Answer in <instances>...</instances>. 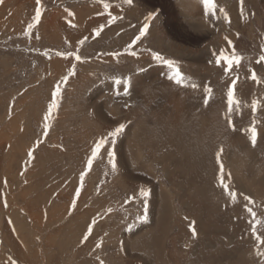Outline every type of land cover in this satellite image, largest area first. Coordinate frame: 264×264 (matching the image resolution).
Returning <instances> with one entry per match:
<instances>
[{
	"label": "rangeland",
	"instance_id": "obj_1",
	"mask_svg": "<svg viewBox=\"0 0 264 264\" xmlns=\"http://www.w3.org/2000/svg\"><path fill=\"white\" fill-rule=\"evenodd\" d=\"M107 2L110 11L118 12L113 15L121 17L115 23L109 22L99 0H42L45 11L31 35L27 25L34 17L35 0L0 4V264H264V257L256 254L246 209L247 205L256 212L257 232L264 237V62L257 63L264 54L263 3L246 0L248 18L240 31L233 28V47L244 59L227 73L226 62L215 63L222 51V13L218 12V20H202V29L213 32L199 42L194 31L186 34L170 20L168 0ZM197 2L190 11L204 13ZM217 4L222 7L219 0ZM153 11L158 15L147 35L133 45L131 51L137 55L132 56L125 49ZM69 20L77 27H71ZM101 25L105 27L97 36L94 30ZM84 37L88 39L81 44ZM157 51L180 69L186 67L181 69L187 78L185 90L167 84L164 75L167 83L154 90L151 73L157 76L154 69L168 68L153 60L151 52ZM114 52L121 55H109ZM58 53H75L81 60ZM73 65L75 74L61 83ZM252 71L261 83L251 79ZM237 75L241 105L234 106L231 114L233 128L226 119V93ZM115 77L131 78L127 94L123 85L114 84ZM58 83L59 106L45 135L44 116ZM193 83L198 87L192 88ZM208 88L212 97L205 106ZM96 90L106 93L99 104L108 106L101 112L109 123L97 113V98L92 97ZM133 93L141 94L134 98ZM254 99L260 102L255 112ZM180 110L186 114L177 124L179 135L168 143L169 135L160 128H172ZM254 120L255 145L246 131ZM121 123L125 130L138 126L134 140L120 148L124 130L114 145L101 150L89 170L95 143ZM155 125L158 130L146 128ZM195 127L197 148L191 150L188 141ZM169 147L176 150L178 160L166 157L164 149ZM108 150L115 152V170ZM234 159L242 162L246 174L240 181L231 171ZM221 163L225 181L237 193L235 202L220 186ZM125 169L131 175L125 176ZM82 172L87 175L81 187ZM152 185L166 193L162 212L154 206ZM141 189L150 192L147 221L138 219L145 214ZM245 196L255 203L248 204ZM192 221L195 238L189 228ZM89 227L91 235L84 241ZM259 247L264 251V245Z\"/></svg>",
	"mask_w": 264,
	"mask_h": 264
},
{
	"label": "snow or ice",
	"instance_id": "obj_2",
	"mask_svg": "<svg viewBox=\"0 0 264 264\" xmlns=\"http://www.w3.org/2000/svg\"><path fill=\"white\" fill-rule=\"evenodd\" d=\"M35 2H36L37 7L35 9L33 20L31 23H29L27 25V33L29 35L32 34L33 28L36 27V25L40 23L42 13L45 11L43 4H42V0H35ZM2 3H3V0H0V4H2ZM99 3L102 4L103 9L107 13L110 23H115L116 20L121 19V17H119L117 15H113V13L110 11V9H111V3L110 2H107V0H99ZM124 3H126L128 5H132L133 0H124ZM200 3L203 6L205 16L214 17L218 20V19H220V16L218 15V12H219V13L223 14L224 21H226L229 24L231 23V18L229 16V13L225 10V8L220 7L217 4V0H200ZM239 5H240V14L242 16H244L245 0H239ZM65 11L67 12V15L69 17L75 16V13L68 11L67 9ZM100 14L103 15L104 13H100ZM157 15H158V13L153 11L145 17L146 22L144 23L143 28L139 31V35H137L135 37V39L132 41V43L129 44L128 48L125 49V52H128L132 56L137 55V53L135 51H131V49H132L133 45H135L138 41L141 40L142 37H145L147 35L150 23L156 19ZM244 18L247 19L248 17L244 16ZM69 24L73 28L77 27V25L72 23L71 20H69ZM104 27H105V25H101V26L97 27L94 30L95 34L97 36H99L100 33L103 31ZM237 35H239V34L237 33ZM87 39H88V37H84V39L81 40L80 43L84 44ZM225 39L227 40V37H225ZM228 43L231 44L232 42L229 40ZM149 51H151V50H149ZM58 55H68V56L75 55V59L77 61L81 60L80 55L75 54V53H67V54L58 53ZM109 55L119 57L121 55V53L114 52V53H110ZM151 56H152L153 60L160 62L161 64L166 65L171 70L172 74L169 76L170 80L174 81L177 85H185V81L187 78L182 73V71H181V69H180V67L176 61H174L172 59L165 58V56L162 55L158 51L157 52H151ZM243 59H244V57L241 56L240 54H238L236 52L235 48L233 47L230 54H227L225 51L222 50L219 53V55L217 56L215 63L217 65L223 66L221 64V62L222 61L226 62V67H224V71L227 73H232L234 65L236 67H239ZM260 62H264V54L260 55L259 60L257 61V63H260ZM74 74H75V65H73L72 69L69 70L68 75L63 77L61 83L67 82L69 77L74 75ZM251 79L256 81L257 83L262 82L260 80V78L257 76L255 71H252ZM113 80H114L115 85H117V86L123 85L124 86V88H123L124 93L127 94L128 87H130V85H131V78L130 77H128V78L115 77V78H113ZM237 80H239L238 75L235 76V78L232 80L231 86L228 88L227 93H226V96H227L226 119L228 120V123L230 125H232L231 114L233 113L234 106L236 109H239L240 105H241V101L236 96V82H237ZM190 86L192 88L198 87L196 84H191ZM206 91H207V96L203 101L205 106L208 104L209 99H211V97H212V89L208 88ZM119 94L120 93L118 91L117 95H119ZM60 96H61V87H60V83H58L55 87V91L53 93V98H52L50 106L48 108V112L44 116V120H45V125H44L45 133L44 134L45 135H47V129L50 127V124L48 122L50 121L52 114L54 112H56V110L58 109ZM259 107H260V102L258 100L254 99L252 101V104H251L252 111L255 112ZM255 124H256V121L254 120L251 127L249 129H246V131H250V133H251V141H252L253 145H255V143L257 141V137H258V131H257ZM232 126L234 128V125H232ZM125 127H126V125L121 123L117 127H115L114 130L110 131L107 134V136H102L101 138H99V140L94 145V148H93L92 153H91V158L87 161V167L89 170L92 167L93 161L95 159H97V157L101 153V150L104 149L106 145H109V146L114 145L116 138L124 132ZM222 151H223V149L221 148L220 152L217 153V159L218 160H219V157H220V154L222 153ZM107 154L109 157V163H111L112 168L115 170V168H116L115 152L112 150H108ZM28 156L30 159L34 158L32 150H30L28 152ZM86 175H87V172L81 173V177H80L81 187L83 186L84 176H86ZM230 175L231 174L228 173L229 177H230ZM219 183H220V186L227 192V195L230 197L231 201L235 202L237 200V193L234 190H231L229 183H227L225 181V170H224V166L222 163L220 164ZM79 194L80 193L77 192L76 196L78 197ZM140 195L144 198V212H145V214L142 217H139L138 219H140L142 221H147V218H148L147 217V198L149 197L150 192L148 190L141 189ZM244 199L248 202V204H254L255 203L252 200V198L249 196H245ZM5 206H7L6 203H5ZM72 207L75 208V202H73ZM246 209L252 218L249 221V223H250V225H252L251 232H252V235L254 236V238L257 242L256 254L260 257H264V251H262L261 248L259 247L261 245H264V237L259 235L257 232L256 225L259 223V221L256 219L257 214L255 211H253V209L251 207H247V205H246ZM93 223H95V221H93ZM189 228L191 230L192 236L195 238L197 236V232H196V228H195V221L190 222ZM91 232H92V228L89 227L87 234L83 237L84 241L88 240L89 236L91 235ZM101 264H103V262H101Z\"/></svg>",
	"mask_w": 264,
	"mask_h": 264
},
{
	"label": "bare ground",
	"instance_id": "obj_3",
	"mask_svg": "<svg viewBox=\"0 0 264 264\" xmlns=\"http://www.w3.org/2000/svg\"><path fill=\"white\" fill-rule=\"evenodd\" d=\"M167 1V0H166ZM220 3L222 4V7L225 8V10L229 13V16L231 18V23H227L226 21H223L222 22V28H223V35L222 37L220 38V46L222 48V50L226 51L227 54L231 53V50L233 48V41L235 40L236 38V33L233 31V28H235L236 30H239L240 31V28L243 26V24L245 23V21L247 19L244 18V16H247L248 17V7H247V4H246V0H245V5H244V16H242L240 14V5H239V0H219ZM261 2L263 3V7H264V0H261ZM167 3V2H165ZM197 0H168V3L166 4L167 7L169 8V11H170V14L172 16V18L170 19L171 21H177L178 23V26L180 27V29H183L182 31L186 32V31H194V34L195 36H197V41L201 42L203 40H205L206 38L208 37H211V34H209L208 32H213V29H209L207 31H204L203 26H202V20H205L204 18H206L207 16H205V14L202 12L201 13H197L195 14L194 12L190 11L192 9V7H196L198 4H197ZM95 6V5H94ZM129 7V6H128ZM166 7V8H167ZM201 8V7H200ZM202 10V9H201ZM113 14H116L118 13L115 9H113L111 11ZM132 12V11H131ZM222 15V14H221ZM223 16V15H222ZM76 18L74 19L75 21L78 20V16H75ZM213 18V17H212ZM106 18L105 16L102 17V21H104ZM174 19V20H172ZM92 22H96V19H91ZM179 20H181V23L179 22ZM214 20V19H213ZM142 22V21H141ZM210 22V21H209ZM204 23V22H203ZM206 23V22H205ZM92 24V23H91ZM90 24V25H91ZM103 24V23H102ZM142 24V23H141ZM220 24V23H219ZM143 25V24H142ZM141 26V25H140ZM210 26V25H209ZM232 26V28L230 27ZM205 27V26H204ZM216 29V27H214ZM184 32V33H185ZM187 34V32H186ZM185 34V35H186ZM190 35V34H188ZM225 37H227V40L225 39ZM196 39V38H195ZM231 41L232 43L229 44L228 41ZM160 45V44H159ZM171 50V49H170ZM212 57V56H211ZM208 65V64H207ZM226 67V65H225ZM264 67V66H262ZM186 67L183 66V68L181 69H185ZM215 69V68H214ZM153 71H158V75L157 76H154L152 73H151V79L153 80V85H154V90H157L156 88H158L157 86H163V84L167 83V84H171V85H174L176 84L174 81L170 80L169 79V76L172 74L171 73V70L168 69V68H165V67H157L156 69H154ZM167 74V75H165ZM166 76V81L164 80V76ZM153 77V78H152ZM155 77V78H154ZM194 84V83H193ZM197 84V83H195ZM178 86H181V88H185L187 85H178ZM147 87V86H146ZM145 87V88H146ZM152 87V85H151ZM144 89V91H146ZM147 89V88H146ZM164 89V88H163ZM106 91H110V88L106 86ZM166 89L164 90H160V91H165ZM185 90V89H184ZM108 91V92H109ZM144 91L142 92V94L144 93ZM107 92V94H108ZM103 90H96L93 94H96V95H93L92 97L95 96V98H97L96 100V103H95V106L97 108V113H99L100 116H102L101 118L106 121V122H110L108 121L109 119H107L106 117V114L102 113L101 112V109L103 108H107L106 107V103L104 104H99V101L101 100V98H103V96L106 94H103ZM159 93H162V92H159ZM157 92V94H159ZM141 94V93H140ZM139 94V95H140ZM156 94V95H157ZM164 94V93H162ZM169 94V93H168ZM138 94L135 95L133 93V97L136 98V96H139ZM155 95V93H154ZM144 96V95H143ZM162 96V95H161ZM153 97V96H152ZM163 99V98H162ZM186 99V98H185ZM95 100V99H94ZM177 100H175L176 102ZM92 103V102H91ZM181 103V102H180ZM183 104V103H182ZM94 105V103H93ZM179 105V104H178ZM176 105V106H178ZM184 105V104H183ZM175 106V110H177V107ZM168 107V106H167ZM182 107V105H181ZM146 108V107H145ZM184 108V107H183ZM152 109V108H151ZM105 110V109H104ZM106 113H107V109L105 110ZM153 111V110H152ZM170 112V110H169ZM172 112V111H171ZM115 113V112H114ZM113 113V114H114ZM116 114V113H115ZM185 114H186V110H180V112L177 114V117L176 119L174 120V125H172V128H169V129H166L164 128L165 130H163V128H160L163 132H165L167 135V141L168 142L170 139L171 141L175 140L174 137L176 135H179L176 133V131H178V123L180 121H183L184 120V117H185ZM147 115H148V112H147ZM150 115L152 116V112H150ZM156 115V114H155ZM195 115V114H194ZM171 116V115H170ZM123 117V116H122ZM121 117V120L123 119ZM155 117V116H154ZM100 118V117H99ZM158 118V117H157ZM156 118V119H157ZM170 118V117H168ZM173 118V117H172ZM192 120L193 117H192ZM147 121V120H146ZM166 121V120H164ZM169 121V120H168ZM197 121V120H196ZM195 121V122H196ZM170 122V121H169ZM168 123V122H167ZM181 123V122H180ZM139 124V123H138ZM149 124V123H148ZM147 124V125H148ZM153 124H156L155 122ZM214 124V123H213ZM160 125V124H159ZM168 125H171V124H168ZM154 126V125H153ZM155 127H151V126H147L146 128L149 129L150 131L152 129L154 130H158V126L155 125ZM195 126V125H194ZM158 127V128H157ZM212 128V127H211ZM210 128V129H211ZM159 129V130H160ZM214 129V128H213ZM145 130V129H144ZM137 131H138V126H132V127H129L128 129L125 130L124 134L121 136L119 142H118V145L120 148H123L124 146H128L127 143H128V140H130V138L132 139V137L134 138V135L137 134ZM158 132V131H157ZM205 132V131H204ZM215 132V130H214ZM212 133V132H211ZM183 134V133H182ZM206 134V133H205ZM215 134V133H214ZM160 135V134H159ZM211 135V134H210ZM136 137V136H135ZM163 137V136H162ZM166 137V136H165ZM177 138V136H176ZM165 139V138H164ZM181 139V138H180ZM134 139H132L133 141ZM178 140V139H177ZM168 143H171L170 141ZM133 144V143H132ZM175 144V142H174ZM169 145V144H168ZM171 146V145H170ZM175 146V145H174ZM174 146H171V147H174ZM177 146V145H176ZM188 146L191 150H196L197 148V127H195L194 131H193V136L191 137V139L188 141ZM168 147V146H167ZM118 148V146H117ZM165 152L164 154L166 155V157H169L171 159H177L178 160V155H177V152H175L176 150L172 149V148H166L164 149ZM178 150V149H177ZM121 151V150H120ZM125 151V150H124ZM179 154V153H178ZM236 156V155H235ZM122 158V157H121ZM125 158V157H124ZM123 158V159H124ZM121 159V161L123 160ZM126 159V158H125ZM247 159V158H246ZM245 159V160H246ZM120 160V159H119ZM171 161V160H170ZM176 161V160H175ZM120 162V161H119ZM230 162V161H229ZM128 163V162H127ZM165 164V163H164ZM229 165V164H228ZM242 165V162L237 160V159H234L232 160L231 162V167H234L231 169L232 173L235 175L234 177H236L237 181H240V179L244 178L246 174H244L243 170H241L240 166ZM230 166V165H229ZM132 169V168H131ZM165 169V168H164ZM243 169V168H242ZM140 172V171H139ZM143 172V171H142ZM123 175V174H122ZM124 175L125 176H129L131 174L128 173L127 169H125L124 171ZM172 175V174H171ZM133 177V176H132ZM129 178V177H128ZM155 183V182H154ZM152 184V183H151ZM153 186V194H154V206L155 207H159V211L163 209H165L164 207V204L166 205V202L163 203L162 200L165 198L166 200V193L163 192V187L161 186H157V185H152ZM153 199V198H151ZM158 205V206H157ZM156 210V209H155ZM152 211V210H151ZM146 227V226H145ZM147 253V252H146Z\"/></svg>",
	"mask_w": 264,
	"mask_h": 264
}]
</instances>
